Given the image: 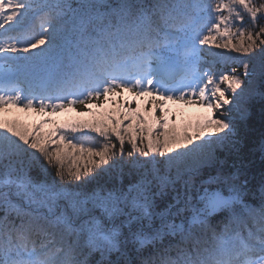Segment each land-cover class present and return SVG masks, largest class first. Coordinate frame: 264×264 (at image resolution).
I'll return each instance as SVG.
<instances>
[{"label":"snow or ice","instance_id":"snow-or-ice-1","mask_svg":"<svg viewBox=\"0 0 264 264\" xmlns=\"http://www.w3.org/2000/svg\"><path fill=\"white\" fill-rule=\"evenodd\" d=\"M254 151L264 0H0V264H264Z\"/></svg>","mask_w":264,"mask_h":264},{"label":"trees","instance_id":"trees-1","mask_svg":"<svg viewBox=\"0 0 264 264\" xmlns=\"http://www.w3.org/2000/svg\"><path fill=\"white\" fill-rule=\"evenodd\" d=\"M124 95L126 97L130 96V94L128 93H125ZM140 103L142 107L145 106L143 100H141ZM187 106L194 107V109L188 110L186 109ZM133 107H135V105H133ZM167 107L171 110L170 123L172 122L171 116L174 115L175 123L178 127H183L185 124L189 122H194L197 119H201L202 117L208 114L207 109L200 108L195 105L182 104L179 102H176V103L169 102ZM12 109H14V112L10 116H8V118L18 117L29 125H31L32 123L40 119V117L36 116L35 113L29 112L30 115L26 116L22 114L21 109H18V108H12ZM80 118L82 117H80L77 112L61 114L59 116L54 117V119L61 121V122L65 120H69V119H80ZM83 118H87V117H83ZM252 128L253 130L250 133L249 140H248V143L250 145L253 141H257L259 139L260 132L262 131L258 116L254 119ZM126 150H127V146H126ZM245 166H246V172H247L246 178L249 179L250 186L255 185L257 180L259 179L260 173L264 171V157H262L258 151L246 153ZM226 170L228 171L232 170L231 161L226 166ZM244 178L245 177H242V179Z\"/></svg>","mask_w":264,"mask_h":264},{"label":"rangeland","instance_id":"rangeland-1","mask_svg":"<svg viewBox=\"0 0 264 264\" xmlns=\"http://www.w3.org/2000/svg\"><path fill=\"white\" fill-rule=\"evenodd\" d=\"M186 109H188V110L192 109V110H193L194 107L187 106ZM13 112H14V109H12V108H11V109H6V110H5V113H6L7 116H10L11 114H13ZM22 114H23V115H26V116H29V115H30L29 112H24V111H22Z\"/></svg>","mask_w":264,"mask_h":264}]
</instances>
